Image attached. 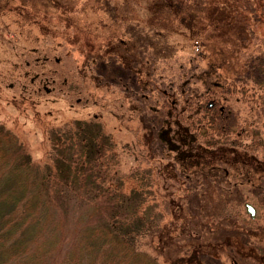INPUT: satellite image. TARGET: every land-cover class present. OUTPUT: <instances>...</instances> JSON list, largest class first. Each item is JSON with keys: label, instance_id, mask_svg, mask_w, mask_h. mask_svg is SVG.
I'll use <instances>...</instances> for the list:
<instances>
[{"label": "rangeland", "instance_id": "rangeland-1", "mask_svg": "<svg viewBox=\"0 0 264 264\" xmlns=\"http://www.w3.org/2000/svg\"><path fill=\"white\" fill-rule=\"evenodd\" d=\"M152 1L7 0L23 3L30 19L19 23L17 10L0 12V122L38 163L48 159L51 128L98 122L118 154L122 188L140 181L149 219L159 216L162 237L157 221L138 237L154 264H264V26L253 15L248 48L238 40L229 49L218 39L210 51L194 37L197 22L242 0H186L191 8L176 16ZM233 22L237 34L242 23ZM115 26L128 27L121 38L139 43L152 74L125 68H142L144 60H87L117 45L109 38L118 37ZM125 89L132 96L122 95ZM150 135L181 148L167 153L157 142L163 155L150 161L143 147ZM246 202L256 207L254 217Z\"/></svg>", "mask_w": 264, "mask_h": 264}, {"label": "trees", "instance_id": "trees-1", "mask_svg": "<svg viewBox=\"0 0 264 264\" xmlns=\"http://www.w3.org/2000/svg\"><path fill=\"white\" fill-rule=\"evenodd\" d=\"M6 1L0 0V12L17 10L20 15L19 23L30 19L23 3H16L13 7L6 4ZM242 1V5H236L230 12L222 8L219 14H205L208 18L201 23L197 22L201 28H197L194 37L204 39L203 45L210 51L216 48L221 39L224 43L222 46L225 45L226 48L230 49V45L238 47L239 42L243 48H248L246 46L252 33H249L250 27L246 24L254 15L264 26V3ZM231 2L232 0H228L229 4ZM166 3L173 10V16L177 15L178 9L183 10L191 5L186 0L151 2L158 10ZM163 16L165 17L164 14ZM236 20L237 24L242 23L237 34L230 30ZM106 22L114 26L110 19ZM194 22L195 20L191 21ZM109 27L110 25H106L107 29ZM193 27L192 24L191 28ZM113 29L119 31L118 37L109 35V38L116 39L117 45L110 42L112 46L104 48L106 51L103 54H90L87 60L91 59L93 64L99 58L108 57H116L120 62L144 60L142 68L135 67L134 62H131L132 66L124 63L125 68L135 76L139 74L142 77V69L145 75L152 74L146 59H141L139 53L142 47L138 49L139 43L134 44V40L128 43L121 38L122 35L130 34L129 31L120 26ZM120 50L126 53H121ZM238 50L241 51L240 48ZM143 79L147 81L143 80L144 83H148L149 77ZM169 88L173 89L172 86ZM163 93L171 96L169 90ZM126 94L131 95L127 89L122 95L129 98ZM138 103L141 104L139 100L136 104ZM173 107L169 109L171 112ZM204 119V116H200L198 123L201 121L204 124ZM71 124L73 123L49 130L48 140L52 146L48 159L38 163L33 160L19 137L0 122V264H154L153 258L139 249V235L147 234L156 226L159 217L154 214L149 219L145 207V192L137 187L142 183L137 181L139 184L135 183L132 188H122L126 183L125 176L118 174L114 168L118 163V154L114 152L111 138L103 132L98 122L87 123L80 120L75 126ZM146 128L153 129L151 126ZM153 131L155 132V128ZM150 137L143 146L150 161L156 155L158 159L159 153L163 155V148L159 152L155 151L154 144L157 142L166 145L167 153L181 148L178 142L170 141L165 136ZM157 139L161 141H156ZM172 164L173 167L176 166L175 163ZM211 175L215 176V173L211 172L208 176ZM140 177L148 179H145V175ZM174 198L171 200L175 201ZM186 219L182 218L183 221ZM158 223L160 226L156 233L161 238V222Z\"/></svg>", "mask_w": 264, "mask_h": 264}, {"label": "water", "instance_id": "water-1", "mask_svg": "<svg viewBox=\"0 0 264 264\" xmlns=\"http://www.w3.org/2000/svg\"><path fill=\"white\" fill-rule=\"evenodd\" d=\"M246 206L248 207V211L251 213V215L254 217L256 214V208L253 207L251 204L247 203Z\"/></svg>", "mask_w": 264, "mask_h": 264}, {"label": "flooded vegetation", "instance_id": "flooded-vegetation-1", "mask_svg": "<svg viewBox=\"0 0 264 264\" xmlns=\"http://www.w3.org/2000/svg\"><path fill=\"white\" fill-rule=\"evenodd\" d=\"M96 64V63H95Z\"/></svg>", "mask_w": 264, "mask_h": 264}]
</instances>
